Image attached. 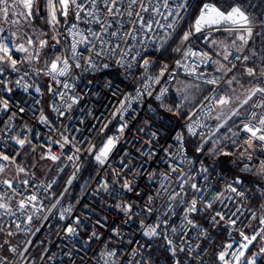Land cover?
Returning <instances> with one entry per match:
<instances>
[{
    "label": "snow or ice",
    "instance_id": "6c2138e0",
    "mask_svg": "<svg viewBox=\"0 0 264 264\" xmlns=\"http://www.w3.org/2000/svg\"><path fill=\"white\" fill-rule=\"evenodd\" d=\"M190 6V0H0V264H35L32 237L53 218L56 233L40 240L42 264H76L81 233L87 236L83 249L96 245L92 257H80L84 264H153L152 242L161 240L172 264H203L207 249L191 241L210 239L209 229L227 234L215 252L216 264H264V203L251 208L245 179L226 178L215 167L230 158L240 173L262 182L258 190L264 199V0L205 2L182 29ZM168 48L178 58L153 72L159 61L152 52ZM113 71L140 86L121 96L111 79L99 81L113 100L110 118L97 116L89 106L91 97L100 95L94 82ZM181 71L197 83L179 80ZM85 74L92 79L81 91ZM42 76L49 80L47 110L36 107L44 95L36 82ZM173 81L181 102L167 104ZM201 83L211 85L205 91L212 94L182 113L190 90L199 91ZM236 85L243 91L237 93ZM16 90L38 95L21 102L13 99ZM145 97L185 121L187 136L195 138L196 159L188 155L185 131L172 135L167 146L161 143L164 127L155 123L151 105L152 115L138 121L133 104ZM88 118L93 123L86 124ZM31 120L47 126L48 135L35 130ZM113 120L116 133L107 135ZM96 134L99 145L91 139ZM122 141L134 151L117 153ZM81 154L96 164L95 187L87 194L114 210L118 220L97 216L96 207L81 205L80 197L75 204L63 203L81 170ZM64 160L74 170L56 195L57 181L47 173L41 178L40 162L51 161L62 172L57 162ZM217 176L221 186L213 188ZM128 227L145 242L126 236ZM53 235L60 240L58 253L50 246Z\"/></svg>",
    "mask_w": 264,
    "mask_h": 264
},
{
    "label": "built area",
    "instance_id": "2783aa9c",
    "mask_svg": "<svg viewBox=\"0 0 264 264\" xmlns=\"http://www.w3.org/2000/svg\"><path fill=\"white\" fill-rule=\"evenodd\" d=\"M194 1L195 0H190L191 6L189 8V11L191 10V7H192ZM189 11L187 13H184L185 17L189 13ZM218 33L219 32H216V33H214V35L216 36ZM197 46L202 48V49L204 47L203 44H200L199 42H197ZM152 55L154 58H156L159 61V63L157 64V66L153 70V72L159 71V64L168 63L170 66H172L174 64L175 59L178 58L175 53L170 58L162 57L161 52L153 51ZM205 70L207 72L211 73V68H207ZM133 73L135 75H138L139 70L134 69ZM179 77L194 81L192 78L185 76V74L182 71L180 72L178 78ZM89 79H92V77L87 75V74H85L81 78V81H80L81 91L85 90V86L87 85V81ZM106 79H111V81L113 83V90L116 89L117 87L119 88V92H120L121 96H123V94H125L127 92H134V89L139 87L140 84L138 82H133V80H131V79H125L122 73L115 72V71L110 72V73L105 74V75L97 76L96 81L94 83H95V87L98 89L100 95L91 97V104L89 106L92 107L95 115L100 116L102 113H108L109 114L108 118H110V110H111L110 101L113 100V97L111 95V90L105 88L102 83H99V81L106 80ZM36 82L40 84L42 92L44 93L43 96L38 97L40 99V104L37 105L36 107L47 110L48 104H49L50 99H51L50 95L46 91V86L49 83V80L46 77L42 76ZM175 82L176 81L172 82L173 87H170L169 94H168L167 98L165 99V103L168 101L169 97L172 94ZM195 82H197V81H195ZM206 86L208 88L212 87L211 85H206ZM153 87L158 88L159 85H153ZM211 94L212 93L207 92V95H211ZM37 95L38 94L32 92V95L29 96V94L24 93L22 90H16L14 92L13 99L21 101V102L24 101L25 99H28L31 102L32 96H37ZM180 102L181 101H179L177 103H180ZM147 105H151V107L156 110L155 123L157 125L163 124L164 131H163V139L161 140V143L164 144V146H167L168 143L172 142L171 136L174 135L176 132L185 131L184 130L185 121L184 120H175V119L167 116L165 114V112L159 107V102L155 101L151 97H145L142 103L137 102V103L133 104V108L139 112L138 121L140 123H142L143 120L148 119V117L150 115H152V113L148 111ZM198 107H199V104L195 107V109ZM30 115L31 114L29 113V116ZM75 115H78V114H75ZM50 118L55 119L54 115ZM25 119L27 120L28 117L26 116ZM102 119H105V122H107L106 118L102 117ZM68 123L69 122L67 120L64 121L65 125H67ZM91 123H93V120L91 118H88L86 121V124H91ZM117 123H118V121H116V120L112 121V124L109 125V128L107 130V135H114L116 133L115 125ZM207 123L213 127L215 126L213 123V120H208ZM30 124L35 130H38L44 136L48 135L47 126L39 124L37 122V120H31ZM133 130H135V129H133ZM77 139H79V134H77ZM91 139H92V142L97 143L99 145L101 136L99 134H96ZM185 139H186L185 147L188 150V155L192 156L193 159H196L195 156L191 153L190 148H189V144H188V141L190 139H195V138L188 137L187 133L185 131ZM54 151H56V150L54 149ZM116 151H117V153H121L123 151L132 152V151H134V149L132 148V145L130 143H126V142L122 141L118 145ZM113 163L114 164L116 163L115 157H113ZM57 164H59L61 167H63L64 170L62 172H57V170H56L57 165L53 164V167H52L53 174L48 179H56L57 182H56V184L53 185L52 191L56 195H59V193L61 191H63L65 184H66V181L70 178L74 169H73L71 163L66 161V160L61 161V162H57ZM80 164H81V170L77 174V179L73 181V184H72L71 189H70V193L68 194L67 198L64 199V201H63L65 206H67L69 202L75 204L76 199L78 197H80L81 198V205L84 203H89V204L93 205L94 207H96L97 216L108 215L110 218V222L114 221V220H118L119 217L114 210H112V211L105 210L103 207L100 206V200L98 198L94 199L93 197H91L90 195L87 194L88 192L91 191L92 188L95 187L96 176L93 175L94 169H96L95 162L91 159V157H88L86 154H81ZM153 167H155V165H153ZM159 167L162 169L163 163H161ZM100 175H104V173H100ZM90 177H91V180L88 184V188L82 193V190H81L82 185H84L86 181H89ZM141 183H143V181H141ZM211 184H212L213 188L221 186L219 184H215L213 180L211 181ZM133 199H134V197H133ZM259 199H260L261 203H264V199H261L260 196H259ZM48 202L52 203L54 201L49 200ZM81 205H77V209H79L81 207ZM249 205L253 209L259 208V206H255V205H252L250 203H249ZM95 218L96 217H93V219H95ZM173 219L177 224L180 223L179 216L174 217ZM57 223H58L57 218H53L50 221L45 222V225L41 228V233H37L35 237H32V239L35 241V247H33L31 249V255H32V257L35 258V264H42V262L39 259V256H40L41 252L43 251V247L40 244V240L44 239L46 236H48L50 234L56 233ZM59 223H63V222H59ZM49 224L51 225L50 227L48 226ZM209 231L211 233L210 239L204 240L203 242L192 239L191 242L193 245H195L197 243H201V246L203 248L207 249V253L204 254V256H203V264H216L215 252L218 250V246H221L226 241L227 234L221 233V232H213L211 229H209ZM124 232H125L126 236H131L135 240L140 241V243L145 242V239L140 236L139 232L133 231V229L131 227L125 228ZM109 234L110 233L105 231V235H109ZM190 235L194 236L195 233H191ZM86 239H87L86 234L81 233V236H80L79 241H78V245L81 246L82 250L79 251L78 254L76 255V264H84V261H82L80 258L81 256H85L86 258L92 257V253H93V250L95 249L96 245L93 244L90 249H83L82 248L83 242ZM52 240L54 242L52 245H50L52 247V251L58 253V249L55 247V243H60V240L55 235L52 236ZM161 244H163L162 240L158 241V242L157 241L152 242L151 257H152L153 264H172V261L169 258V253L160 247ZM70 246L71 245H69V247ZM64 259H66V258H64Z\"/></svg>",
    "mask_w": 264,
    "mask_h": 264
},
{
    "label": "trees",
    "instance_id": "16d2710c",
    "mask_svg": "<svg viewBox=\"0 0 264 264\" xmlns=\"http://www.w3.org/2000/svg\"><path fill=\"white\" fill-rule=\"evenodd\" d=\"M205 2H208V3H213L214 2V3H217V4H221L223 2V0H195L193 2L191 10H190L191 14L189 13L192 18H194L197 15L200 6L203 3H205ZM188 23H189V20L185 19V24L182 25V29H186V25ZM173 55H174V53L172 52V49L168 48L167 51H163L162 57L170 58ZM171 98H172V94H171V96L169 97L168 100H171ZM189 141H191V142H188L190 151L195 156V154L193 152V149H194V146H195V139H190ZM221 159L224 160L225 162L222 163V164H216L215 165V167L217 169V173H219L220 175H223V176H225L226 178H229V179L233 178V177H235L237 175H241L245 179V185L244 186L246 188H249L251 190V192H252V196L250 197L248 203H250L252 205H255V206H260L261 201L259 199L260 195H259V190H258V186L257 185H259L262 182L259 181L258 178L254 177V176L240 173L239 169L235 168L234 165H231L230 163H228L227 159H225V158H221ZM212 163L213 162L211 160L207 161L208 165H212ZM52 174H53V170L51 171V175ZM213 175L216 176V173H214ZM213 181H214L215 184H219L218 183V176H217L216 179H213Z\"/></svg>",
    "mask_w": 264,
    "mask_h": 264
},
{
    "label": "rangeland",
    "instance_id": "374dc122",
    "mask_svg": "<svg viewBox=\"0 0 264 264\" xmlns=\"http://www.w3.org/2000/svg\"><path fill=\"white\" fill-rule=\"evenodd\" d=\"M189 13H190V11H189ZM189 13L185 17V19L189 20V23L186 25V28L189 26V24L192 23V21L195 18V17L192 18L190 16L191 13L190 14ZM183 24H185V21L182 22V25ZM222 36H223V33H220V32L216 35V37H222ZM178 79L181 80V81L189 82V83H197L195 81H192V80H189V79H186V78H182V77H179ZM242 82L244 84V88L249 87V82H248V78L247 77H245ZM175 84H176V82H175ZM235 87H236L237 93H240V92L243 91V89L239 85H236ZM206 89H208V87L206 85H204V84L201 83V87H200V90L199 91H196L194 89L193 90H190L191 93H192V96H191L190 100L184 102V105H183V108H182L181 111L187 112L189 109H193L194 110L195 107L198 105V101L202 98V95L207 94V92L205 91ZM177 101L179 102L180 99L176 95V91H175V87H174L173 88V91H172V98H171V100H168L166 103L167 104H176ZM245 107H247V106H245ZM167 114L170 117L174 118V119L177 118L176 116H174V115H172L170 113H167ZM213 123L215 125L216 122L213 120ZM229 123H231V121ZM224 131H225L224 129H221V133H223ZM38 151H39V149H38ZM225 159L229 160L230 158H225ZM40 167H41V178L42 179L44 178V174L45 173L48 174L47 175V178H49L50 175H51V171H52V167H53V162H51V161H42V162H40ZM49 169H51L50 172H49Z\"/></svg>",
    "mask_w": 264,
    "mask_h": 264
},
{
    "label": "crops",
    "instance_id": "0c3cea01",
    "mask_svg": "<svg viewBox=\"0 0 264 264\" xmlns=\"http://www.w3.org/2000/svg\"><path fill=\"white\" fill-rule=\"evenodd\" d=\"M177 102H178V101H177ZM177 102H176V103H177ZM165 113H166V112H165ZM182 113H184V112L182 111ZM166 115L169 116L167 113H166ZM169 117H170V116H169ZM171 118H172V117H171ZM173 119H174V118H173ZM175 120H181V119L176 118Z\"/></svg>",
    "mask_w": 264,
    "mask_h": 264
}]
</instances>
